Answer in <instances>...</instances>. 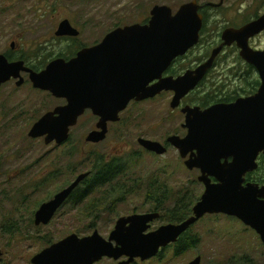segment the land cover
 Wrapping results in <instances>:
<instances>
[{
	"label": "rangeland",
	"instance_id": "obj_1",
	"mask_svg": "<svg viewBox=\"0 0 264 264\" xmlns=\"http://www.w3.org/2000/svg\"><path fill=\"white\" fill-rule=\"evenodd\" d=\"M192 1L199 5L220 3V0H101L95 11L88 2H61L53 8V0H0V54L18 32L25 36L41 37L38 40L41 41L40 45L49 46L52 41L47 40L52 36V25L65 18L73 22V15L82 14L81 18L97 19L101 22L104 35L113 29L112 26L146 19L154 6H167L174 15L180 6ZM222 1L219 12L205 23L198 45L179 65L183 70L195 67V58H202L216 48L225 29L239 27L264 14V0ZM254 44L264 49V34ZM64 45L60 44L59 47ZM236 56L233 48L221 54L222 59L228 60ZM231 60L228 64L221 63L222 69L218 68L223 73L220 75L222 80L229 78ZM26 88L29 90V87ZM24 90H18L13 84L0 88V249L4 251V262L1 264H31L35 255L48 248L46 245L56 244L69 235L75 234L82 238L97 231L107 238L119 218L154 213L151 212L152 204L146 200L150 181L162 184L165 190L160 195L164 209L159 212L160 218L151 224L149 231L176 224L173 223L175 218H172L176 202H180L177 209L181 212L191 211L199 201L204 189L195 173L184 168L177 151L168 146L165 155L157 156L145 152L137 144V140L142 138L164 145L168 137L182 133V117L178 111L170 109L169 99L161 98L131 107L121 115L118 123L109 125L105 141L95 146L86 145L84 141L94 130L95 121L84 118L71 129L69 141L60 149H55L54 145H45L43 139H30L27 136L34 125L29 122L33 115L23 113L22 118H19L17 113L20 108L30 107V103L21 107L24 100L36 98L31 94L27 98ZM167 96L170 98V95ZM43 99L44 96L39 95L38 100ZM192 99L195 101V97ZM40 110L37 108V112ZM93 155L108 160L115 158L120 162L123 173L114 182L122 188L119 195H115L107 204L102 203L104 206L91 216H87L83 210L85 204L77 207L66 205L48 226L36 230L31 223L36 207L55 193L59 186L72 182L77 175L85 172L91 175L89 168ZM260 176H264V166L254 179L259 182L257 179ZM36 180H57L61 183H51L37 194L24 192L27 190L25 186ZM21 192L22 195H35L34 201L23 210L17 203ZM102 193L90 195L88 202L91 203L96 197L103 200ZM182 208L184 210H180ZM18 221L23 226L16 233L13 224ZM187 234L196 237L198 243L184 254L175 256L174 247L170 245L162 256L146 262L136 260L134 263L188 264L200 257L201 264H264V246L258 235L234 218L207 215L193 225ZM98 264L113 262L104 260Z\"/></svg>",
	"mask_w": 264,
	"mask_h": 264
},
{
	"label": "water",
	"instance_id": "obj_2",
	"mask_svg": "<svg viewBox=\"0 0 264 264\" xmlns=\"http://www.w3.org/2000/svg\"><path fill=\"white\" fill-rule=\"evenodd\" d=\"M71 1V0H69ZM199 5L192 1L183 4L173 15L167 6H155L151 10L148 26L134 25L109 34L103 42L115 46L124 44V50L109 59L120 58L128 61V67L108 68L105 65L91 71L101 76V85H88L84 80V59L87 51L79 52L75 59L65 62L54 60L40 73L24 67L23 62L9 63L0 55V86L11 78L18 79L17 86L23 84L21 72L29 74V80L36 89L50 91L53 95L67 99V105L44 115L29 130L30 139H42L45 145L55 142L62 145L68 140L69 131L85 109H90L100 117L96 128L85 138L86 142L100 143L107 134V122H117V115L131 100L143 101L153 98L162 91L174 93L171 109L178 107L180 100L195 88L224 46L236 44L239 56L256 67L263 80L258 93L235 104L214 106L204 112L185 108L184 128L188 134L184 139L169 137L167 143L175 148L180 158L185 160L188 171L200 168L197 181L204 191L192 207V214L178 224L160 226L149 231L151 224L159 219L158 213H146L119 218L108 239L97 231L90 236L79 238L72 234L42 250L31 259V264H96L103 258L133 264L149 261L157 257L205 216L222 215L241 222L254 231L264 246V186L245 183V176L258 169L257 158L264 154V52L254 51L249 39L264 32V14L244 26L227 28L221 34V45L211 51L210 58L196 70L189 71L177 79H160L161 74L178 57L184 56L199 42L202 16ZM57 36H75L67 21L57 30ZM116 37H123L116 41ZM115 52V50H114ZM123 54L127 58L123 57ZM106 79L107 84L103 83ZM159 79L154 86L147 87ZM94 79L87 76V82ZM138 145L157 156L166 154L167 149L158 142L138 139ZM193 149L197 157H186ZM232 158L231 163L220 164V159ZM89 172L81 173L72 183L57 193L52 200L40 206L34 215L35 225H47L57 209L67 200ZM210 178L215 179L212 183ZM1 256V253H0ZM124 259L123 261H120ZM188 264H201L196 257Z\"/></svg>",
	"mask_w": 264,
	"mask_h": 264
},
{
	"label": "flooded vegetation",
	"instance_id": "obj_3",
	"mask_svg": "<svg viewBox=\"0 0 264 264\" xmlns=\"http://www.w3.org/2000/svg\"><path fill=\"white\" fill-rule=\"evenodd\" d=\"M98 1H101V0H71V1H69V0H53L54 3H52V4H54V6H53V8H54L56 4H61V2L65 3V4L66 3H68V4H71V3L84 4L85 2H88L89 5L93 6L94 10L96 11L95 7L98 5ZM222 5H223L222 0H220V3L218 5H213V4L199 5L198 13L202 16V28H201L200 33H199V41L201 40L202 33L204 32L205 23L211 21L210 19L215 14H217L219 12L220 8H222ZM151 10L148 12L146 19H141L138 22L133 23V24L125 23L123 25H116L114 27L112 26L113 29H111L108 33H106L104 35L102 32L103 30H101V24H100L101 22L98 21L97 19H93V20L84 19L85 17L81 18L83 16L82 14L73 15L72 16V17H74L73 22H71L68 18H65V19H62V21L57 22L55 25H52V31H51L52 36L49 37V40H47V42L52 41L49 46L40 45L41 41H38V40L41 39V37L25 36V34H21L20 32H18L14 36V39H12L10 41V44L6 48V50L3 53H1L0 55H3L9 63L23 62L24 67L32 70L35 73H40L45 69V67L49 63H51L54 60H63L65 62H69L70 60L75 59L79 52L96 48V51H94L93 55L91 53H89V51H87L86 57L84 59V67L88 71L84 73V80L86 81V83L88 85H91L92 83H95L97 85H101V76H99L96 73V71L92 72L91 71L92 67H94V69H96L98 67H101L102 65H105L108 68L119 67L121 70H124L128 67V61L127 60L125 61V59H123V58H120V59L114 60V61H111L109 59H103V58H108V57L113 58L117 55H121L122 53H120V51L124 50V48H125L124 44H119V43H115V46H113V47L109 46V45H106L103 47L104 40L106 39V37L109 34H111L112 32H115L117 30H123L124 28L131 27L134 25L148 26L150 19H151ZM258 17L254 18L250 21L245 22V24L257 19ZM63 21H67L70 24L72 30H74V32H76L75 36H70V35L69 36L68 35L57 36L56 35L58 27ZM245 24H243L239 27L233 28V29H238V28L244 26ZM263 34H264V32H262L261 34L255 36L251 39H249L248 45L252 50L264 52V49L257 48V46H255V44H254V42ZM122 39H123V37H116L115 40L120 41ZM221 43H222V41H221V35H220V43L217 47H219L221 45ZM27 44H29V45H27ZM60 44H65V45L63 47H59ZM196 46H194L191 50H193ZM229 48L235 49L237 56L233 60L230 59L232 68H230L228 71L229 73L227 76L229 78L227 80H222L220 78V75H222L223 73L220 71V69H222V67H220V65L223 62L225 64H228V63H230V60L222 59L221 54ZM73 49H74V52L71 53V51ZM114 50H115V52H114ZM191 50H189L184 56L176 58L169 65V67L161 74L160 79H162V78L163 79H165V78L177 79L178 77L183 76L185 73H187L189 71L196 70L200 65L204 64L211 56V52H210V53H206V55L204 54L205 56L202 58H199V59L195 58L197 60L194 64L195 67L191 66L190 68L183 70V67H180L179 65L181 64V62L184 61V59L187 57V54ZM69 55H71V56L68 57ZM123 57L127 58V56H125V54H123ZM48 61H49V63L47 64ZM218 68H220V69H218ZM177 70H179V71L177 72ZM20 75H21V78L23 79L22 85L17 86L16 83L18 82V79L11 78V80H9L7 83L2 84L0 86V88H1V87L5 86L6 84L7 85L13 84L18 90L23 91L25 89L24 92L27 93V96H26L27 98H30V94L36 98L35 100H24L23 101L24 103L21 105V107H23L29 103H30V105H29L30 107L20 108L21 110L18 111V113H17V114H19V118H22L23 113H25L28 116L33 115L31 117V119L29 120V122L35 124L44 115L53 113L56 109L65 107L67 105V99L66 98H64V97L59 98V97L53 95L50 91L34 88L33 84L29 80V74L28 73L21 72ZM87 76L94 79V81L87 82ZM158 80L159 79L153 80L151 83L148 84L147 87L154 86L155 84L158 83ZM102 81L104 84H107L106 79H103ZM262 83H263V80H262L260 71L256 67H253L252 65L247 63L245 60H243L239 56V49L237 48L235 43L232 44L231 46H224L222 48L220 54L213 61L212 67L207 70V72L202 77V79L197 83L195 88L193 90H191L187 95H185L180 100L178 107H176L175 109L170 108L173 112L178 111L180 116L182 117V120H183V123H181L182 133L179 135H176L174 137H177V138L182 140L188 134V129L184 128L186 115L182 113V111L185 108L198 109L200 112H204V111H206V110H208L214 106L233 105L238 100H246L248 98L254 97L258 93V91L260 90ZM26 87H29V90ZM39 95L44 96V99L38 100ZM167 95H170V98ZM192 97H195V101L192 99ZM161 98L165 99V100L169 99V102L171 104V102L174 98V93L170 92V91H168V92L162 91L161 93L154 96L153 98H149V99H146L143 101L131 100L127 104L126 108L117 115V119H118L117 122H107L106 137L108 135L109 125H112V124L114 125V124L118 123L120 121L121 115L125 114V112L128 111L131 107L138 105V104L154 102V101H157ZM169 107H170V105H169ZM37 108L41 109L40 112H37ZM30 109H31V111H30ZM84 118H89L90 120L93 119L95 121V128L92 131H100L96 128L97 124L100 121V117L95 115L92 112V110L85 109L83 111V113L81 114V116L78 117L76 125L80 121H82V119H84ZM71 129H70V131H71ZM70 131H69L68 140L65 143H63L62 145H56L55 142H53L50 145H54L53 148H55V149H60L63 145H65L69 141ZM106 137H105V139H106ZM105 139L103 141H105ZM167 139H166V142L163 146L166 149H168V146H169L172 149H174L175 151H177L175 148H173L172 146H170L167 143ZM102 142H100V143H102ZM85 143H86V145H92V146L99 144V143L94 144V143H90V142H86V141H85ZM137 144H138V142H137ZM141 149H143V148H141ZM144 151L147 152L146 150H144ZM147 153H149V152H147ZM177 153H178V156L180 158L178 151H177ZM116 155H118V154H116ZM262 155L264 156V154H260L256 160L258 166H259L260 157ZM195 157H197V150L193 149L192 151H190L188 153L186 160L189 158H195ZM111 159H115V158H111ZM181 161H183V166H184L185 160L181 159ZM231 162H232L231 157H228L226 159H223V158L220 159V164L231 163ZM184 168H185V166H184ZM256 171L246 174V176L244 178L245 183H253V184L258 183L257 185L262 187V186H264V176L261 180H259V182H257L254 179V176H257V173H255ZM188 172L195 173V175L198 178L200 173H201V169L195 168V169L188 171ZM248 175H252V178L250 181H247ZM210 180L212 183L216 182L214 178H210ZM255 182H257V183H255ZM51 183L57 184V183H61V182L57 181V180H36V181H32V183H30V185L25 186V188H27V190L25 189L24 192L37 194L40 191H43ZM71 183L72 182H67L64 185L59 186L58 187L59 189L57 191H55V193H53L46 201L42 202L38 207H36V210L34 211V213L32 215L33 219L31 221V223H33L32 225L35 227L36 230H41V228L48 226L55 219L56 215H58V214L60 215L62 209L66 205H71V207H77L80 205V204H78V205L73 204V200H75L76 198H85V194H86L87 190H86V186L84 184V181L75 190H73L72 194L67 198V200L57 209L54 216L52 217V219L50 220V222L47 225L40 224L37 226L34 223V215L37 212V210L40 208V206L42 204L52 200L57 193L62 191L64 188L68 187ZM200 185L203 187L202 184H200ZM203 189H204V187H203ZM22 193L23 192H21L18 195V199H17V203L19 204L20 210L27 208L28 204L32 203L34 201V197H35V195H22ZM76 195H77V197H76ZM191 214H192V209H191ZM22 226H23V223L21 221H18V222L13 224V229L16 231V233H18L19 231L22 230ZM111 232L112 231H109L108 237H109ZM108 237L105 239H108ZM51 245H53V244L51 243ZM51 245L49 244L46 246L50 247ZM0 253H1V256H0V264H1L4 262V260H3L4 251L0 249ZM104 260H110V259L103 258L98 263H101ZM123 260L124 259H121L120 261H123ZM110 261H112L113 264L118 263V262H114L113 260H110ZM98 263H96V264H98Z\"/></svg>",
	"mask_w": 264,
	"mask_h": 264
},
{
	"label": "trees",
	"instance_id": "obj_4",
	"mask_svg": "<svg viewBox=\"0 0 264 264\" xmlns=\"http://www.w3.org/2000/svg\"><path fill=\"white\" fill-rule=\"evenodd\" d=\"M264 156L262 155L259 160V166L255 173L262 169ZM90 172L91 175L84 181L86 186V194L85 198H76L73 200V204H85V213L87 216H91L93 213L98 211L101 207L104 206L102 203H106L110 199L114 198L115 195H119L120 191L122 190L121 187H118L117 184H114L116 179L123 173V169L120 168V162L116 159H110L101 157L99 155H93L90 160ZM252 175L247 176V181H250ZM263 176L258 177L257 180H261ZM103 190H106L103 192ZM165 190L162 184H157L156 181H150L149 185L147 186L146 190V200L150 204H152L153 210L151 212L159 214L164 207L162 206V202L160 199V195H162V191ZM103 192V193H102ZM107 192V193H106ZM102 193L101 196L103 200L99 199L98 197L94 198V200L90 203L88 202V198L90 195ZM77 197V195H76ZM117 200V199H116ZM192 201H196L192 199ZM177 206L173 210V223H180L184 221L191 215V211H179L177 209L180 205V202H176ZM107 204V203H106ZM180 210H184L183 208ZM160 218V217H159ZM188 231L183 234L176 244H173L174 247V255H182L184 252L193 249L195 245H197L198 240L196 237L190 236L187 234ZM7 235H9L7 233ZM162 251L157 257L162 256ZM135 264V263H134ZM239 264V263H235Z\"/></svg>",
	"mask_w": 264,
	"mask_h": 264
}]
</instances>
